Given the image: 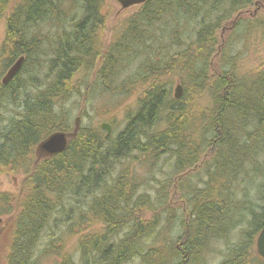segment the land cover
I'll use <instances>...</instances> for the list:
<instances>
[{
	"label": "trees",
	"instance_id": "16d2710c",
	"mask_svg": "<svg viewBox=\"0 0 264 264\" xmlns=\"http://www.w3.org/2000/svg\"><path fill=\"white\" fill-rule=\"evenodd\" d=\"M259 1L148 0L105 47L106 0H0L4 72L24 57L0 81V113H16L0 131V173H26L3 264H33L45 235L59 244L78 234V260L67 255L62 264H208L218 247L219 264H253L264 226V61L246 77L229 47L215 61L219 29ZM47 23L54 29L44 39L38 28ZM247 25L264 39V15ZM139 58L132 81L119 86ZM27 69L45 79L25 80ZM179 73L177 98L166 77ZM137 80L138 107L119 133L81 124L63 152L36 161L51 134L76 129L82 96L137 90ZM164 156L172 175L160 169L166 177L155 183L134 169ZM53 217L59 233H49ZM94 222L102 228L88 231Z\"/></svg>",
	"mask_w": 264,
	"mask_h": 264
},
{
	"label": "rangeland",
	"instance_id": "374dc122",
	"mask_svg": "<svg viewBox=\"0 0 264 264\" xmlns=\"http://www.w3.org/2000/svg\"><path fill=\"white\" fill-rule=\"evenodd\" d=\"M68 12H71L72 14L78 13L77 7H71L67 9ZM136 8H128V9H122L121 5L116 0H106L105 6H104V13L106 15V25L103 32V38L102 41L105 43V47H107L111 42L119 36L121 32H123L125 25L127 23V20L132 16V14L135 12ZM70 13V14H71ZM264 15V0H260L255 5L250 6L249 8L245 9L243 12V15L238 20V17L235 16L231 22L226 23L225 27H222L218 31V57L215 61V67L217 68L219 66V63L221 62V49L224 46H227L230 48L231 53L236 57L234 59V62L236 64V74L240 77H246L247 75H250V73H254L255 71L259 70L262 66V62L264 61V39L262 36L260 28H255L253 26L252 30L247 29L246 26L248 21H255L260 16ZM243 19V22L239 27L236 26L237 21H241ZM244 24V25H243ZM235 26V27H233ZM237 27V28H236ZM42 30V35L44 36V39L49 38L51 30L54 29L53 23L39 27L38 30ZM6 32V19L0 18V49L3 42V39L5 37ZM157 33L159 34H168L164 33V28L162 29L161 26H159ZM164 33V34H163ZM190 35V33H187V36ZM185 35L184 38H187ZM192 38V37H190ZM44 41V40H43ZM46 41V40H45ZM169 41L165 40V43ZM188 43V42H186ZM150 44H152L153 47H158L160 45L157 41L153 42L151 41ZM182 47V46H181ZM185 48V46H183ZM183 48V49H184ZM175 49H179L177 46H175ZM152 54V53H151ZM154 54V53H153ZM154 56V55H153ZM142 58H139L135 60L128 70L123 71L120 75L121 78L118 79L116 82L117 84L122 85L123 83L129 81L131 79L132 81V75H136L138 71V62L141 61ZM156 58L153 57V61H155ZM214 61V60H213ZM5 66L1 64L0 62V81L3 76L6 75L7 71L4 72ZM9 69V68H8ZM30 72V69L26 70V73ZM125 72V73H124ZM22 75V77L27 80H31L29 77L37 76L40 74L39 72H36V74H28ZM41 80L43 81L44 75L41 73ZM94 73L92 77L90 78V83L93 81ZM185 73H179L178 75L171 78V76H167V82L172 83L173 86V92L176 94V89L178 84L182 83V78L184 79ZM143 83L141 82L138 84V80L136 82V88L138 86H142ZM128 88V87H126ZM142 87L138 88L137 90H131L128 88L126 92L123 91H116L115 93L106 94L105 92H92L89 93L87 96L84 95L80 99V105L76 106L75 108V130L71 133L67 132L68 139L70 140L72 137L75 136V133L78 129V127L81 124H91L95 127H100V124L107 122L112 125V133L115 136L117 133H119L124 125L125 120L127 118V115L130 112H134L138 107V98L141 95ZM184 89H182L181 94L184 93ZM30 93H34V89L29 90ZM130 91V92H129ZM200 104H207L206 98H200ZM74 104L73 102L71 103ZM14 109V107H12ZM86 112L83 114V112ZM16 113H6L2 111L0 113V131L3 127H5L11 120L10 118L15 115ZM106 131V130H104ZM42 142L39 144V146L35 150V158L36 161H41L47 157H50L51 155L48 154L45 150L41 148ZM169 160L166 156L156 161H152V159L149 162L143 163L142 165H137L134 169L138 172L141 177L149 182V183H155L151 179L152 177H156L157 179H163L166 177L163 173L158 171L160 169H164L167 173L169 171V175L171 174V169L169 168ZM33 167V164H32ZM168 175V176H169ZM26 177V173H24L23 169H21L18 172H14L11 169H9V173L7 171H3L0 173V264H3L4 257L9 245V242L11 240L12 236V230L10 227L9 222L12 219V216L14 214V211L16 210V205L20 202V199L23 198L22 194V188L24 179ZM243 180V179H242ZM255 195L253 197H250L251 199H254ZM250 198H247L248 200ZM247 199H244L247 203ZM1 200H4L2 203ZM176 200V199H174ZM243 200V199H242ZM177 201V200H176ZM179 202V201H178ZM261 205L263 203L258 202ZM57 218L53 217L52 222L50 221V231L49 233L54 234L59 233L57 232L55 221ZM102 228L101 224L94 222V225L91 226V228L88 231H98ZM67 229V227L65 228ZM46 234V233H45ZM80 235L75 236H63V242L54 243L52 239L49 236L41 237L42 239L39 241L38 245H36V249L33 251V264H62V261L64 260V256L71 255L74 260H78L79 258V249H78V241H79ZM257 249V246H256ZM223 251V248L220 249L219 247L215 250L216 252H212L208 255V264H219L224 258L222 255L224 253L220 252ZM256 257L253 258V264H264L262 261V257L256 253ZM130 264H144L140 259H136Z\"/></svg>",
	"mask_w": 264,
	"mask_h": 264
},
{
	"label": "water",
	"instance_id": "95a60500",
	"mask_svg": "<svg viewBox=\"0 0 264 264\" xmlns=\"http://www.w3.org/2000/svg\"><path fill=\"white\" fill-rule=\"evenodd\" d=\"M122 7V9L132 8L146 3L148 0H116ZM24 57H20L8 70L7 74L3 78V83H7L21 68ZM182 92V85L178 84L175 96L179 98ZM104 130H107V135L112 132V125L107 122L101 124ZM69 143L68 135L66 132H55L46 138L41 145V148L50 155L63 152ZM257 252L264 259V226L261 229L257 241Z\"/></svg>",
	"mask_w": 264,
	"mask_h": 264
},
{
	"label": "bare ground",
	"instance_id": "6f19581e",
	"mask_svg": "<svg viewBox=\"0 0 264 264\" xmlns=\"http://www.w3.org/2000/svg\"><path fill=\"white\" fill-rule=\"evenodd\" d=\"M9 69H10V68H9ZM9 69H8V70H9ZM7 72H8V71H7ZM6 74H7V73H6ZM4 77H5V76H3V78H4ZM110 135H111V134H110ZM110 135H107V137L110 136ZM159 243H160V242H159Z\"/></svg>",
	"mask_w": 264,
	"mask_h": 264
},
{
	"label": "flooded vegetation",
	"instance_id": "af4514ba",
	"mask_svg": "<svg viewBox=\"0 0 264 264\" xmlns=\"http://www.w3.org/2000/svg\"><path fill=\"white\" fill-rule=\"evenodd\" d=\"M111 125V124H110ZM2 201V203L4 202V200H1Z\"/></svg>",
	"mask_w": 264,
	"mask_h": 264
}]
</instances>
